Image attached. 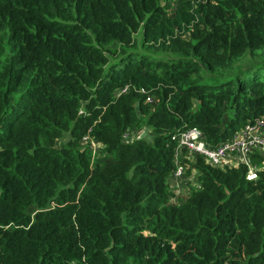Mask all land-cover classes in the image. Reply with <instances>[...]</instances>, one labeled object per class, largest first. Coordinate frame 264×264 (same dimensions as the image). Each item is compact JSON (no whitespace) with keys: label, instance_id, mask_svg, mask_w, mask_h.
I'll return each mask as SVG.
<instances>
[{"label":"trees","instance_id":"obj_1","mask_svg":"<svg viewBox=\"0 0 264 264\" xmlns=\"http://www.w3.org/2000/svg\"><path fill=\"white\" fill-rule=\"evenodd\" d=\"M262 116L264 0H0V264H264L262 154L172 139Z\"/></svg>","mask_w":264,"mask_h":264},{"label":"built area","instance_id":"obj_2","mask_svg":"<svg viewBox=\"0 0 264 264\" xmlns=\"http://www.w3.org/2000/svg\"><path fill=\"white\" fill-rule=\"evenodd\" d=\"M125 90L126 87L122 92ZM147 101H151V98L147 97ZM83 139L87 140V136ZM172 139L178 147L187 148L193 156L201 155L213 165L245 164L247 166L246 179L255 180L259 166L252 164L251 156L255 152H260L264 158V116L247 122L230 139L214 147L207 145L203 133L197 128L179 131L172 136ZM181 175L182 167L177 166L175 176Z\"/></svg>","mask_w":264,"mask_h":264},{"label":"rangeland","instance_id":"obj_3","mask_svg":"<svg viewBox=\"0 0 264 264\" xmlns=\"http://www.w3.org/2000/svg\"><path fill=\"white\" fill-rule=\"evenodd\" d=\"M95 146V144L93 145V147Z\"/></svg>","mask_w":264,"mask_h":264}]
</instances>
